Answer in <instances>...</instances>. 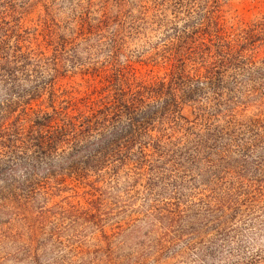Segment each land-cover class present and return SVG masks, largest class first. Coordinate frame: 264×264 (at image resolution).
<instances>
[{"label":"trees","instance_id":"16d2710c","mask_svg":"<svg viewBox=\"0 0 264 264\" xmlns=\"http://www.w3.org/2000/svg\"><path fill=\"white\" fill-rule=\"evenodd\" d=\"M175 1L171 22L156 15L167 0H106L98 16L80 0L64 23L44 0H0V226L51 218L59 207L44 208L65 189H89L96 206L123 181L150 183L196 127L206 87H264V14L236 27L220 0ZM38 6L48 16L35 22ZM155 31L161 61L136 60L130 47ZM17 174L27 183L1 185ZM19 228L0 227V241L24 239Z\"/></svg>","mask_w":264,"mask_h":264},{"label":"rangeland","instance_id":"374dc122","mask_svg":"<svg viewBox=\"0 0 264 264\" xmlns=\"http://www.w3.org/2000/svg\"><path fill=\"white\" fill-rule=\"evenodd\" d=\"M93 1L92 12L98 16L99 4L106 0ZM175 2L167 0L157 19L173 21ZM44 3L53 11L50 17L64 23L86 8L80 0ZM220 6L223 19L236 27L264 14V0H220ZM47 16L38 6L29 19L38 22ZM159 33L130 47L137 50L136 60L161 61L156 53L162 50L154 49L161 45ZM262 89L206 87L194 104L191 124L196 127H184L182 144L170 152L175 160L169 158L150 183L123 181L105 190L96 206L89 196L83 198L89 189H76L79 198L65 189L44 208L59 207L51 218L14 215L9 228L0 227L17 232L21 225L26 236L0 241V264H264ZM186 136L196 139V146H187ZM23 175L1 185L27 183ZM3 221L7 218L0 217Z\"/></svg>","mask_w":264,"mask_h":264}]
</instances>
